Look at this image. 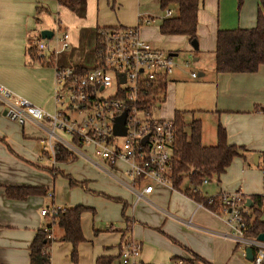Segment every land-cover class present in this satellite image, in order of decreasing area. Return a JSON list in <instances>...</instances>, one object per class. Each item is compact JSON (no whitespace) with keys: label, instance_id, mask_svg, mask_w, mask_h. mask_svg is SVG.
Segmentation results:
<instances>
[{"label":"crops","instance_id":"obj_1","mask_svg":"<svg viewBox=\"0 0 264 264\" xmlns=\"http://www.w3.org/2000/svg\"><path fill=\"white\" fill-rule=\"evenodd\" d=\"M95 1L81 0L79 10L72 11L58 0H0V84L47 112L55 111L54 63L42 60L33 46L28 45L32 37L52 28L48 15L56 14L58 31L70 33L72 52H81L71 57L73 66L84 65L90 43L95 41L100 27L139 28L135 18L122 19L124 16L118 13L114 19L106 12L102 14V0H98L99 11L95 13ZM117 1L114 0V6ZM236 6L233 0H212L211 3L201 0L197 31L200 51L215 52L217 34L221 29L256 26L259 0H244L239 8ZM59 54L56 55L58 63ZM215 72V82H211L213 85L208 91L216 98L213 111L218 116L217 127L222 125L226 129L230 144L245 148L244 155L236 157L226 172L217 177L220 189L238 188L246 197L264 196V63L255 73ZM208 85L205 81L201 86L202 92L205 93ZM5 110L6 105L0 96V264H30V249L41 229L50 230L54 239L51 264H99V259L104 256L114 258L113 264H119L121 245L127 239L141 243V258L145 264H176L190 256L201 257L213 264L218 254L223 255L220 262L224 261L233 243L236 242V250L241 249L245 253L255 240L246 235L240 240L220 214L199 204L197 207L194 199L176 192L180 190L156 187L152 193L138 199L136 192L128 187L132 180L127 174L126 163L118 162L111 166L96 159L98 166L111 178V181H103L104 187L111 189L110 198L121 201L124 209L131 205L129 201L133 198H137L139 204L143 203L136 208L135 216L126 217L118 224L120 226L110 223L96 229L93 223L90 232L95 236L92 235L86 231V220L92 218L94 222H103L106 216L104 206L112 202L105 196L91 195L72 187L82 185L96 192L97 170L85 167L84 173L76 178L69 174L70 186L67 180L58 179L66 173L65 165L86 156L78 154L68 162L54 161L45 150L52 129L49 121L27 119L21 125L9 119ZM57 134L59 137L52 141L62 145V139L68 138L59 131ZM205 136L203 128V144ZM37 143L42 145L41 153L33 150ZM84 150L88 155L91 149L86 147ZM71 181L77 184L71 185ZM144 185H136V189L142 191ZM8 186L42 187L46 188L47 194L11 199L6 195ZM57 202H61L62 206H59L64 209L87 208L81 220L85 240L76 248L72 243L61 240L63 230L52 223L51 215L41 214L43 209L55 206ZM260 219L264 220L262 214ZM101 236L113 237L112 243L118 251L98 255L94 240ZM194 264L205 263L198 260Z\"/></svg>","mask_w":264,"mask_h":264},{"label":"built area","instance_id":"obj_2","mask_svg":"<svg viewBox=\"0 0 264 264\" xmlns=\"http://www.w3.org/2000/svg\"><path fill=\"white\" fill-rule=\"evenodd\" d=\"M172 16L173 10L167 9L165 17ZM58 34L56 40L60 47L56 50H51V45L44 40L33 46L42 60L54 63L57 108L52 113L47 112L0 84L6 116L21 125L27 119L48 120L52 129L45 150L54 161L58 144L52 139L59 137V131L68 136L67 140L62 139V145L74 155L83 154L111 166L126 163L132 180L128 187L136 192L138 199L152 193L156 187L176 190L172 166L176 127L174 120L160 119L154 111L162 93L161 89L157 91L158 83L167 80L179 68L175 55L144 40L138 27L104 26L97 30L95 65L63 67L56 62V55L69 48V34L67 31ZM186 65H190V60ZM198 76L196 72L190 74L194 79ZM125 112L126 133L119 135L115 133V125ZM117 137L124 138L123 142L118 143ZM86 147L92 150L94 159L86 154ZM209 181V178L203 179L205 184ZM141 183H145L142 191L136 189ZM193 192L198 189L194 188ZM244 196L240 191L222 193V209L218 213L229 215L227 224L240 240L248 228ZM209 201L212 203L211 198ZM63 210L55 205L43 209L41 214L53 217ZM250 246L254 251V264H264V242L255 239ZM141 257L142 245L137 240L127 239L122 243L119 264H145Z\"/></svg>","mask_w":264,"mask_h":264},{"label":"trees","instance_id":"obj_3","mask_svg":"<svg viewBox=\"0 0 264 264\" xmlns=\"http://www.w3.org/2000/svg\"><path fill=\"white\" fill-rule=\"evenodd\" d=\"M59 3L72 11H78L81 0H58ZM242 5L244 0H238ZM201 0H160L161 7L166 9L171 5L178 8V15L163 18L160 31L163 35H184L191 42L198 41L199 8ZM35 50V48L33 47ZM36 52V50H35ZM264 63V0H259V10L256 26L252 28L221 29L217 34L215 50L216 71L219 73H255ZM83 68V66H79ZM167 80L158 83L157 91L161 89L159 100L163 97ZM176 127V141L173 152V180L176 190H181L183 183L189 180L190 187L186 195L197 203H202L213 212L220 213L222 209L220 195L204 197L200 191L194 193L193 188H198L204 178L210 180L220 177L231 166L236 157L244 155L245 148L232 145L228 141L226 129L218 126V143L206 146L202 142V121H186L184 113L176 112L174 118ZM1 139V138H0ZM12 150L10 144L6 143ZM75 159V155L63 145H58L57 162H68ZM28 162V161H27ZM77 183L71 181V185ZM34 194H47L46 188L27 186H8L6 195L11 199H26ZM210 198L212 203H210ZM247 198V197H246ZM254 206L246 213V236L258 239L264 233V220L261 214L264 211V197L257 195L251 197ZM87 208L76 206L66 208L52 217V223L63 230L62 241L70 242L76 248L85 240L82 229V214ZM253 217H255L253 219ZM50 230H40L30 249V264H51V244L54 241ZM239 247V245H237ZM198 260L209 264L201 257ZM114 258L104 256L99 264H113Z\"/></svg>","mask_w":264,"mask_h":264},{"label":"rangeland","instance_id":"obj_4","mask_svg":"<svg viewBox=\"0 0 264 264\" xmlns=\"http://www.w3.org/2000/svg\"><path fill=\"white\" fill-rule=\"evenodd\" d=\"M102 14L106 12V14L111 15L114 19L117 17L119 13L122 19L130 20L131 18H135L136 26H139V30L141 31L142 38L149 43H151L154 47L161 49L167 53L174 54L175 58L179 63V68L177 71L168 77L167 86L164 92V98L162 97L155 104V114L156 117L165 120H174L176 112H181L185 114L186 121L191 123L193 120L200 119L202 121V127L205 130V138L204 145L212 146L218 143L217 137V118L215 112L213 111L216 106V98L208 91L209 87L213 85L216 79V64H215V52H202L199 49V39L197 41V47H195L190 39L184 35H163L160 31V24L163 18L166 15L167 9H173L174 16L178 15V8L174 5L163 9L160 4V0H118L117 4L114 6V0H102ZM207 3H211L212 0H206ZM216 1V0H214ZM231 1V0H227ZM235 5L239 8L238 0H233ZM98 0L95 1V13L99 11L97 6ZM237 8V9H238ZM140 13V14H139ZM49 22H51L52 28L55 32L54 37L50 39H43L41 34H38L35 37H32L28 41L29 47L35 46L39 40L47 41L51 45V50H56L60 47L59 43L56 40V36L58 33L65 32L67 30L61 31L57 29L56 23V14L52 13L48 15ZM150 21V23H148ZM124 23V22H123ZM127 25L128 23H124ZM65 29V27H63ZM69 34V48L65 50V52H61L59 56V66L68 67L73 66V61L71 57L78 56L81 54L80 51L72 52L73 48L71 47L72 39ZM96 46H97V34L95 35V41L90 43L88 48L89 54L85 55L87 58L84 61V67L91 68L96 63ZM86 50V49H85ZM49 54L50 51H47ZM196 58H200L199 60H195ZM190 60V65H186L187 61ZM48 66V65H46ZM55 71V70H54ZM191 72L204 73V76H198L196 79L191 78ZM55 78V77H54ZM207 81L209 84L207 88H205L202 92L201 86H204V82ZM213 82V83H211ZM56 81L54 79L53 83V96H55L56 91ZM60 89L61 86H58ZM107 92V91H106ZM66 94V92H65ZM203 99V100H202ZM54 112V111H52ZM68 138V136L66 135ZM212 138V139H211ZM124 138L117 137L116 141L118 143H122ZM213 142V143H209ZM37 153H41L42 145L37 143L35 148L33 149ZM89 157L95 158L92 153V150H89ZM95 160V159H94ZM86 157H79V159L68 165H65L64 169L66 170L65 174H61L58 176V179L67 180L70 186L69 174L70 176L76 178L80 174L84 173L85 167H90L96 169L98 172V181L94 182V186H97L98 189L96 192L94 190L90 191L82 185L73 186L72 188L80 189L84 193H91V195H101L105 196L109 201L112 202L109 206H104L106 211L105 220L100 222L99 220H86V231L91 233L92 224H96V229L104 228L106 225L110 223L118 225L120 222L124 221L127 218H131L135 216L136 208L140 207L143 202L139 204L137 198H133L130 200V206L124 209L123 203L121 201H117L115 198H110L109 194L111 192L110 188L104 187L103 181H111L109 174L103 170L100 166L96 165L95 161ZM47 161V160H46ZM246 165V164H245ZM210 180V179H209ZM189 180H186L180 191L181 195L186 194V190L190 187ZM194 189V187H192ZM221 185L218 181L217 177H214L209 183H202L197 189L200 190L201 195L204 197H216L221 195L222 193L234 194L238 191L243 193V191L237 189H232L229 191H221ZM104 192V193H101ZM244 194V193H243ZM246 198V196H244ZM125 198V197H124ZM125 200V199H124ZM57 206L61 205V202L56 203ZM198 207V203L196 204ZM62 206V205H61ZM221 217L227 223V219L229 215L227 213H222ZM262 217L264 218V211L262 213ZM116 218V219H115ZM105 225V226H104ZM104 226V227H103ZM120 226V225H118ZM100 227V228H98ZM95 236V233H91ZM85 235V234H84ZM113 237L105 236L100 237L97 240H94L95 248L97 250V254H105V252L115 253L117 252V246H114L112 243ZM236 242L231 246V250L228 254H226L224 261L220 262V257L223 255L219 254L215 257L216 262H212L213 264H254L253 261H249L246 259L245 253L241 250L235 249ZM108 254V253H107ZM198 259L190 256V258H182L179 260V264H194Z\"/></svg>","mask_w":264,"mask_h":264},{"label":"water","instance_id":"obj_5","mask_svg":"<svg viewBox=\"0 0 264 264\" xmlns=\"http://www.w3.org/2000/svg\"><path fill=\"white\" fill-rule=\"evenodd\" d=\"M54 35V31L49 30V29H44L41 31V37L43 39H50L52 38ZM192 44L197 47V41H193ZM175 55V53H174ZM199 76H203V73H199ZM126 115L127 112H125L121 117H119L117 119L116 125H115V133L119 134V135H123L126 133V128H125V122H126ZM255 162H257V156L255 157ZM245 206L250 209L254 206V201L251 197H247L246 202H245ZM258 240L263 241L264 242V233L259 235ZM246 258L249 261H253L254 259V251L253 248L251 246H249L246 250Z\"/></svg>","mask_w":264,"mask_h":264}]
</instances>
